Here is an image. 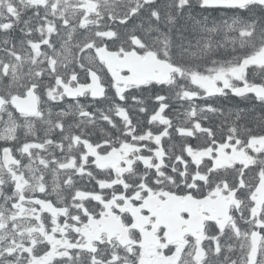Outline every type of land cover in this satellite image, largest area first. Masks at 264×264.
<instances>
[{
  "label": "snow or ice",
  "instance_id": "6c2138e0",
  "mask_svg": "<svg viewBox=\"0 0 264 264\" xmlns=\"http://www.w3.org/2000/svg\"><path fill=\"white\" fill-rule=\"evenodd\" d=\"M0 264H264V0H0Z\"/></svg>",
  "mask_w": 264,
  "mask_h": 264
}]
</instances>
